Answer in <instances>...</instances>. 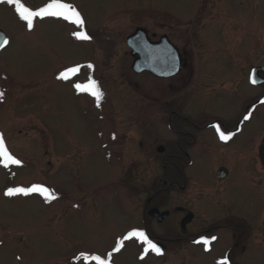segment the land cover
Here are the masks:
<instances>
[{
    "label": "rangeland",
    "instance_id": "1",
    "mask_svg": "<svg viewBox=\"0 0 264 264\" xmlns=\"http://www.w3.org/2000/svg\"><path fill=\"white\" fill-rule=\"evenodd\" d=\"M248 1L224 0L225 19L206 29L212 2L202 9L196 0H61L80 13L83 27L36 17L31 30L13 4L0 2V29L7 36L0 50V137L3 150L19 161L0 158V264H95L84 255H99L107 264H264V213H259L264 197L248 184L255 162L246 154L250 144L235 152L240 160L221 157L232 168L225 185L230 196L223 201L199 190L197 196L176 187L163 191V182L177 180L179 173L163 166L176 137L161 122L166 115L161 106L170 101L175 109L183 99L188 113L194 86H181L178 78L164 82L149 73L135 74L126 44L127 36L142 27L156 34L155 41L167 34L189 55L199 45L212 52L235 50L252 62L250 54L259 47L257 61L264 64V0ZM19 2L38 11L51 0ZM197 12V36L203 35L196 44L197 36L189 35ZM105 30L110 43L102 38ZM76 32L90 39H77ZM71 68L79 71L59 78ZM89 79L103 94L99 106L74 86ZM202 109L208 117L213 114L209 107ZM161 146L165 155L158 153ZM196 159L195 169L183 172L215 182V160L209 153ZM35 185L48 191L6 195L10 188ZM152 207L170 216L158 223L147 214ZM177 207L194 215L185 230ZM234 218L243 221L229 222ZM228 224L230 231L199 236L207 245L193 243L205 230ZM134 230H145L163 251L145 252L142 241L124 239ZM233 231L245 232L238 247Z\"/></svg>",
    "mask_w": 264,
    "mask_h": 264
},
{
    "label": "flooded vegetation",
    "instance_id": "2",
    "mask_svg": "<svg viewBox=\"0 0 264 264\" xmlns=\"http://www.w3.org/2000/svg\"><path fill=\"white\" fill-rule=\"evenodd\" d=\"M196 1L197 6L200 5L202 9H205L208 2H212L214 9L217 8L216 13L214 9L211 12L212 16L211 19H208L210 21L207 23L206 29L209 28V24L225 19L224 0ZM248 2L257 4L259 0ZM194 15L196 16H194L195 20H193L192 30H190L191 35H189L190 31L188 32L191 37H196L199 34L196 29L199 27L200 14L197 12ZM183 31H181L182 34L186 32ZM147 32L154 42L159 41L162 36H167L172 41L167 34L160 36L155 41L156 34H150L149 30ZM202 35L200 34V38L197 36L196 40L194 39L196 44L201 42ZM255 37V40H259L261 34H256ZM198 47L199 45H197L196 51H191L190 55L187 51L183 50L182 52L178 49L182 58L180 73L174 78L160 80L168 82L178 78L181 86H185L187 82L193 83L192 86H194V96L191 98L188 113L184 108L183 99L176 105V110L173 109L170 101L164 102L161 106L163 113L166 114H163L164 117L161 122L167 124L170 132L176 137L173 153L165 155V149L161 146L165 155L163 166L164 168H174L179 173L177 180L169 183L163 182L165 186L163 191L176 187V190L180 193H190L189 195L197 196L195 193L200 191L199 193L203 196L217 197L223 201L224 198L230 196L229 189L227 187L225 189V185L232 177V168L228 167L227 162L221 161V157L226 154L231 160H240L242 156H236L235 152L240 151V146L241 148L242 146L246 147V144L249 143L246 154L250 160L254 159L255 162L250 164V166H253L250 169L252 180H248V184L252 191L259 190L264 197V162L262 158V147L264 145V64H259L257 61V57L262 54L261 49L259 47L255 48L250 54L253 55L252 57L255 60L247 62L246 57L235 50L212 52L205 49L199 50ZM190 56L191 61L189 60ZM189 69L190 72H188ZM208 104H211L214 108ZM203 107L211 108L210 112L213 113L211 117L205 115L207 112L202 109ZM173 116L176 118L174 123H172ZM217 129L224 132L229 138L222 140ZM163 153L160 154L163 155ZM208 153L210 158L215 160V169L212 172L215 182L210 184L209 181L200 178L194 172L191 176L183 172L185 169H195L194 160L196 155L202 159ZM236 161H234V164H236ZM181 183H183V187L180 186ZM237 196L243 198L242 194ZM151 202L152 198H149L147 203L151 204ZM176 213L183 216L182 221L191 212L184 207H177ZM259 213H264V207ZM242 221L241 218H234L229 222L237 225V222L242 223ZM230 228L229 224L209 228L202 235L196 236L193 243H202L204 238L199 236L204 237V235L213 233L211 231H230ZM145 230L143 233H146L147 230ZM231 233L234 240L233 244L238 247L242 239L246 237L245 232L233 231Z\"/></svg>",
    "mask_w": 264,
    "mask_h": 264
},
{
    "label": "snow or ice",
    "instance_id": "3",
    "mask_svg": "<svg viewBox=\"0 0 264 264\" xmlns=\"http://www.w3.org/2000/svg\"><path fill=\"white\" fill-rule=\"evenodd\" d=\"M0 2L13 4L15 6L17 14L20 16V18L26 22L27 27L31 30L33 27V20L36 17H39L41 19L45 17H54L57 19H63L65 21H69L78 27H83L84 21L80 15V13L75 10V8L67 3L61 2V0H51L50 3H48L45 7L40 8L38 11H32L25 7L23 4L19 2V0H0ZM75 36L77 39L81 40H89L90 37L85 32H76ZM7 43V40H0V46ZM89 68L92 67V65H88ZM78 68H71L64 72H62L59 76L60 79H68L70 74H75L78 72ZM75 88L78 92H84L91 96H93L97 101V106H99L100 100L102 99V93L99 91V88L96 84L95 80L89 79V81L85 84H75ZM3 93H0V96H2ZM220 138L222 140H227L229 137L225 135L224 132L217 129ZM0 158L5 160L6 162H10L13 164H19V161L14 159L10 154L7 153V151L3 150V139L0 137ZM5 166H7V163H5ZM48 190L39 186L35 185L31 188H10L8 189L6 195H13L16 193H22V194H28L30 192L39 193L40 195H44L45 192ZM44 199L47 201L48 196H44ZM135 237L137 240L142 241V243L145 245V252L149 250H154L157 253L159 252V249L157 246L148 239V237L142 232V231H131L128 233V235L124 239H131ZM215 239V238H213ZM122 242V241H121ZM205 245L208 244V241H204ZM118 250V249H117ZM110 256V254H109ZM83 259L86 261H94L95 264H107V261L102 259L99 255L94 256H87L84 255ZM221 264H228L227 261H222Z\"/></svg>",
    "mask_w": 264,
    "mask_h": 264
},
{
    "label": "water",
    "instance_id": "4",
    "mask_svg": "<svg viewBox=\"0 0 264 264\" xmlns=\"http://www.w3.org/2000/svg\"><path fill=\"white\" fill-rule=\"evenodd\" d=\"M4 39L7 40L6 34L0 29V40ZM126 44L131 50L130 55L133 58L131 68L135 74L148 72L158 79H170L180 73L182 67L180 52L167 36H162L159 41L154 42L150 39L147 30L139 27L126 38ZM4 46L5 44L0 46V50ZM163 150L162 147H159L158 153H163ZM262 158L264 162V145ZM148 215L158 223H162L169 217L170 212L151 208ZM193 218L194 215L189 213L181 221V229L185 230ZM157 248L159 251L163 250L161 244H157Z\"/></svg>",
    "mask_w": 264,
    "mask_h": 264
},
{
    "label": "trees",
    "instance_id": "5",
    "mask_svg": "<svg viewBox=\"0 0 264 264\" xmlns=\"http://www.w3.org/2000/svg\"><path fill=\"white\" fill-rule=\"evenodd\" d=\"M101 35H102V38H104V42H106V43H110L111 36H110V35L107 36V31H106V30L103 31V32L101 33ZM108 45H109V44H108ZM108 45H106V47H108Z\"/></svg>",
    "mask_w": 264,
    "mask_h": 264
}]
</instances>
